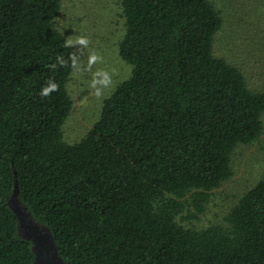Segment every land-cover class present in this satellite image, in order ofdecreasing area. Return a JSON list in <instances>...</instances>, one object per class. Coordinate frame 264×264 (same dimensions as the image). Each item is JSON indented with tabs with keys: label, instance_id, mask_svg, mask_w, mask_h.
<instances>
[{
	"label": "trees",
	"instance_id": "1",
	"mask_svg": "<svg viewBox=\"0 0 264 264\" xmlns=\"http://www.w3.org/2000/svg\"><path fill=\"white\" fill-rule=\"evenodd\" d=\"M62 4L0 0V264L35 261L9 204L16 179L73 264H264V174L227 225L178 218L203 214L233 176L237 147L264 132V90L214 52L221 11L212 0H121L132 74L70 143ZM50 78L59 90L42 98Z\"/></svg>",
	"mask_w": 264,
	"mask_h": 264
},
{
	"label": "rangeland",
	"instance_id": "2",
	"mask_svg": "<svg viewBox=\"0 0 264 264\" xmlns=\"http://www.w3.org/2000/svg\"><path fill=\"white\" fill-rule=\"evenodd\" d=\"M221 11L223 25L214 40V52L239 66L250 84L264 90V0H212ZM58 28L66 38L84 35L90 39L81 62L87 63L90 51L102 55L103 62L93 67L115 70V87L129 78L132 65L120 53V42L125 34V18L121 0H63L57 18ZM79 45H73L77 52ZM91 73L82 75L73 71L69 89L74 101L73 109L63 129L65 139L76 143L83 139L101 117L105 99L92 95L89 88ZM264 174V132L251 144H242L234 154V174L213 192L210 202L199 217L178 218L188 227L203 228L210 225H227L226 216L249 189Z\"/></svg>",
	"mask_w": 264,
	"mask_h": 264
},
{
	"label": "clouds",
	"instance_id": "3",
	"mask_svg": "<svg viewBox=\"0 0 264 264\" xmlns=\"http://www.w3.org/2000/svg\"><path fill=\"white\" fill-rule=\"evenodd\" d=\"M90 39L87 36L80 35L73 39L69 37L64 42V47H72L73 45H79L80 48L77 52L70 54L69 59L72 62V68L75 73L82 75L85 72L91 73V81L89 83V88L92 90V95L98 99L108 98V95L115 87L114 76L116 75L115 70L109 71L107 69H97L93 71V67L103 62V57L95 51H90L87 56V63L81 62L80 57L84 54V50L89 49ZM57 63L60 66H67L68 61L63 58V56L57 57ZM57 63L49 65V67L55 69ZM59 90V85L51 78L46 82V85L41 88L39 95L44 97H49L54 91Z\"/></svg>",
	"mask_w": 264,
	"mask_h": 264
},
{
	"label": "water",
	"instance_id": "4",
	"mask_svg": "<svg viewBox=\"0 0 264 264\" xmlns=\"http://www.w3.org/2000/svg\"><path fill=\"white\" fill-rule=\"evenodd\" d=\"M20 187L16 179L15 190L9 202L19 218V234L32 242L35 255L34 264H73L65 260L59 250L52 229L37 219L31 210L20 200Z\"/></svg>",
	"mask_w": 264,
	"mask_h": 264
}]
</instances>
